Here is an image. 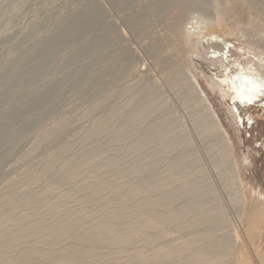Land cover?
Here are the masks:
<instances>
[{
  "label": "bare ground",
  "instance_id": "1",
  "mask_svg": "<svg viewBox=\"0 0 264 264\" xmlns=\"http://www.w3.org/2000/svg\"><path fill=\"white\" fill-rule=\"evenodd\" d=\"M91 4L101 86L89 110L99 115L92 120L89 137L105 133L113 146H82L79 139L57 152L55 159L29 165L1 185L0 197L8 196L23 176L30 174L27 185L33 186L43 176L50 178L42 181L39 193L12 204L20 218L1 217L0 264H53L59 259H68V264L69 260L237 264L246 241L253 256L245 264H264V200L247 198L230 136L200 83L222 95L224 89L206 74L200 60L226 64L225 52L238 51L235 64L247 66L243 72L264 92V0H91ZM205 40L209 48L201 54L198 49ZM227 41L241 48H231ZM153 68L160 71L159 83ZM170 97L187 114L185 120L207 151L204 157L214 166L215 177L231 192L228 206L235 219L227 218L228 206L222 207L216 182L198 165L200 151L199 157L187 158L177 149L181 140L174 129L181 121L169 116ZM115 99L124 100L110 102ZM64 130L63 120H53L14 162H25L41 143ZM159 155L165 159L160 161ZM145 158L148 162L141 164ZM98 162V168L90 169ZM36 167L44 175L34 174ZM65 182L76 187L67 189L68 184L66 190ZM74 199L94 210L71 214ZM171 232L179 235L170 239Z\"/></svg>",
  "mask_w": 264,
  "mask_h": 264
},
{
  "label": "rangeland",
  "instance_id": "2",
  "mask_svg": "<svg viewBox=\"0 0 264 264\" xmlns=\"http://www.w3.org/2000/svg\"><path fill=\"white\" fill-rule=\"evenodd\" d=\"M91 5V0H0V187L24 171L27 166L52 157L55 159L57 152L70 144H75L79 139L83 143L82 146L100 149L104 145L105 147L113 146L114 141L106 139L105 133L89 137L92 120L99 116L97 111L89 110L101 86L100 80L96 78L94 46L97 33L93 31ZM206 43V40L201 42L200 49L194 46L202 54L209 48ZM227 44L231 48H241L232 41H227ZM225 53L226 58L229 59V63L226 64L219 62L214 65L209 61L200 60L207 67L206 74L213 78L217 86L224 89L222 94L224 97L217 91L212 93L202 80L200 83L207 91V97L209 96V102L213 105L215 114L230 136L232 148L236 152L237 161L241 167V179L247 198L252 201L253 197L258 196L264 200V92L254 87L255 79L243 72L247 66L239 67L238 65L237 67L235 64V59L240 60L239 52L226 51ZM151 72L158 78L159 83L160 71L155 69ZM153 81L155 80H150V82ZM157 86L160 89V84ZM165 95H169L166 90ZM123 100L115 99L110 102L115 101L113 103L115 104ZM171 100L169 116L171 119L175 117L181 121L174 129L181 140L177 143V149L181 148L187 158L196 156L200 151L198 155L201 159L199 158L198 165L203 166L208 173L210 172L211 175L208 173L206 175L208 174L207 176L216 182L215 192L220 198L218 200L222 207L230 206L231 192L228 193L229 191L215 177L214 166L209 164L210 160L207 161L209 158H205L208 157L207 151L200 140L195 139L197 135L193 125L185 120L187 114L177 101L173 103V99ZM231 112L236 123L230 118ZM89 115L93 117L90 116V118ZM160 116L162 117V113ZM55 119L64 121L65 130L41 143L33 151L34 153L29 154L25 162L15 163L16 159L31 147L40 131ZM158 158L160 161L165 159L161 155ZM148 160V158L141 160V164L145 163L144 161L147 163ZM96 164L90 169L95 170L101 163ZM34 172H36L34 174H43L39 167L34 168ZM83 172L82 175L85 174ZM34 174H31L30 178ZM113 174L114 177L117 176L116 173ZM29 175L23 176L15 183L16 185H12L8 196L0 197V220L3 216L4 219L6 217L20 218L19 213L13 210L16 200L39 193L45 182L50 179L43 176L45 179L42 177L40 184L27 185ZM179 176L177 175V178L181 179L184 174ZM160 177L158 176L157 179H161ZM43 180H45L44 183ZM127 181L130 182L131 179ZM68 184H71V188H67ZM72 187H76L74 182H65L62 188L72 189ZM25 188L28 190L25 191ZM9 193L14 194L10 196ZM77 200L74 199V202L70 203L71 211L73 210L71 214L87 213L88 209H90L89 212L94 210L89 203H84L82 200L77 203ZM228 207L224 208L227 218L235 219L234 210ZM75 228L77 227H74V230ZM175 234L171 232L170 239H174L178 233ZM108 250L114 252L112 249ZM134 251L135 249H132L127 253ZM240 255V261L237 264H245V259L253 256L248 241L241 247ZM54 263L68 264V259H59ZM71 263L69 260V264Z\"/></svg>",
  "mask_w": 264,
  "mask_h": 264
}]
</instances>
